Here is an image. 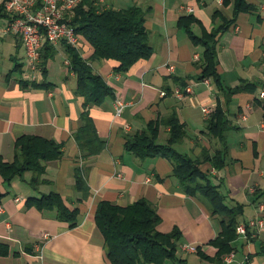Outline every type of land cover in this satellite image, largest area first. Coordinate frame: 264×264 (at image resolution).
Segmentation results:
<instances>
[{
  "label": "crops",
  "instance_id": "0c3cea01",
  "mask_svg": "<svg viewBox=\"0 0 264 264\" xmlns=\"http://www.w3.org/2000/svg\"><path fill=\"white\" fill-rule=\"evenodd\" d=\"M235 2L105 0L109 9L136 5L147 13L145 25L154 54L121 74L115 71L116 61H93L94 49L82 39V56L114 91L99 105L88 104L80 93L78 77L68 65L66 44L54 47L53 57L48 54V59L43 58L42 72L32 78L26 73L22 41L14 35L0 38V164L15 160V143L22 136H38L63 147V157L48 164L45 179L50 183L38 190L29 183L31 173L11 183L0 173V247L9 251L0 256V264H111L95 220L98 205L108 201L128 206L139 200L156 208L160 232L170 233L175 228L182 232L179 255L189 264H216L182 248L200 247L215 257L218 249L210 242L222 231L221 217L212 214L206 199L185 191L174 175L173 161L164 157L143 160L125 147L127 139L150 122L172 115L186 125L188 136L176 146L181 153L205 159L227 147L222 170L211 162L201 169L220 187L230 207L243 206L240 224L258 215L264 218V211L260 212L264 206V0H246L251 9L237 16ZM218 12L234 21L217 46L223 91L211 79L209 84L199 80L204 48L196 46L180 26L181 19L192 17L196 22L190 27L195 35L211 33L221 24L215 19ZM7 21L8 15L0 9V25ZM191 82L199 83L193 93L178 99L176 90ZM117 98L128 104L122 117L116 116ZM204 109L210 110L208 116ZM218 109L229 121L225 144L208 132V121ZM88 119L106 145L102 153L90 158L77 140ZM169 134L170 128L162 125L159 143L166 144ZM78 171L90 189L87 199L76 189ZM52 191L58 192L69 208H79L75 228L60 221L55 211L43 212L28 204L30 198ZM44 233L56 237L46 241ZM255 234L251 240L238 238L231 253L233 262L226 261L229 254L222 264H264V229Z\"/></svg>",
  "mask_w": 264,
  "mask_h": 264
},
{
  "label": "trees",
  "instance_id": "16d2710c",
  "mask_svg": "<svg viewBox=\"0 0 264 264\" xmlns=\"http://www.w3.org/2000/svg\"><path fill=\"white\" fill-rule=\"evenodd\" d=\"M98 3L99 0H83L76 9L72 25L78 35L93 47V61H116L118 66L115 71L127 74L136 64L149 60L154 54L150 34L145 25L147 13L136 5L117 10L107 9ZM249 9L251 7L246 0H236L235 16ZM215 19L221 20L218 28L211 33L203 31L202 35L192 32L190 26L196 22L192 17L181 19L180 26L189 32L196 46L204 48L199 80L211 79L223 91L226 88L217 70V46L220 36L234 21L227 20L219 12L215 14ZM53 48L49 44L45 46L44 52L47 54L44 56L43 53L44 60L48 59V54L53 57ZM66 49L70 69L77 75L79 91L85 96L87 103L99 105L106 98L112 97L113 89L104 78L94 74L89 61L84 59L81 52L67 44ZM238 91L237 89L236 92ZM162 125L170 128V137L166 144L159 143ZM229 130L227 116L222 109H218L208 121V132L225 144ZM187 136L186 125L181 123L176 115H172L162 121L150 122L146 129L130 136L125 147L127 151L143 160L156 157L170 159L175 165L174 175L181 180L185 191L209 202L212 214L221 217L222 231L210 242L218 252L215 257H209L199 247L197 254L203 260L222 264L224 258L235 250L239 217L243 215L244 208L230 207L220 187L215 186L210 174L201 169L204 163L211 162L215 169L222 170L226 165L227 147L218 151L214 157L208 155L205 159H196L176 149ZM77 140L88 158L99 155L106 147L99 139L90 119L78 132ZM62 157V145L38 136H22L15 143V160L12 163H1L0 173L7 183L31 173L29 183L34 190H38L41 185L50 183L45 179L48 164ZM76 189L83 192L84 199L88 198L90 189L81 171L77 173ZM28 204L43 212L55 211L58 219L68 223L71 228H75L79 223V208H69L56 191L30 198ZM95 220L104 236L105 250L111 264H189L187 259L179 255L182 232L178 228L170 233L160 232L158 226L161 218L156 208L146 200H139L128 206L103 201L98 205ZM248 235L250 240L253 239L251 231ZM8 253V249L0 247V256Z\"/></svg>",
  "mask_w": 264,
  "mask_h": 264
},
{
  "label": "built area",
  "instance_id": "2783aa9c",
  "mask_svg": "<svg viewBox=\"0 0 264 264\" xmlns=\"http://www.w3.org/2000/svg\"><path fill=\"white\" fill-rule=\"evenodd\" d=\"M83 0H0V9H3L8 15V21L0 25V38L16 36L19 38L26 50V73L35 78L36 74L42 72V59L44 48L47 44L58 47L61 44L72 46L79 52L81 51V36L76 32L72 21L75 17L76 9ZM225 0H218L220 5ZM99 5L105 6V0H99ZM106 7V6H105ZM107 8V7H106ZM109 9V8H107ZM199 59V56H196ZM68 65L70 62L68 61ZM174 67L169 66V70L174 72ZM203 83L209 84L205 79ZM198 82H191L184 89H177L175 95L178 99H184L187 95L193 93V87ZM264 98V90L261 93ZM128 104L122 99L115 101L116 116L122 117ZM206 116L210 114L209 109L203 110ZM245 115V119H247ZM264 131V126H263ZM1 156V150H0ZM17 201H19L17 199ZM264 211V206L260 212ZM3 208L0 206V214ZM264 229V218L258 215L242 223L237 228L238 238L249 239V231L252 232V238L256 236V230ZM56 236L50 233H44L43 239L48 241ZM183 251L196 253L197 248L183 246ZM234 254H230L226 261L232 263Z\"/></svg>",
  "mask_w": 264,
  "mask_h": 264
},
{
  "label": "rangeland",
  "instance_id": "374dc122",
  "mask_svg": "<svg viewBox=\"0 0 264 264\" xmlns=\"http://www.w3.org/2000/svg\"><path fill=\"white\" fill-rule=\"evenodd\" d=\"M129 3V1H127V4Z\"/></svg>",
  "mask_w": 264,
  "mask_h": 264
}]
</instances>
